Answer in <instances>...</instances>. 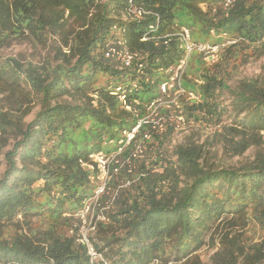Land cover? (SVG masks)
<instances>
[{
  "label": "trees",
  "instance_id": "trees-1",
  "mask_svg": "<svg viewBox=\"0 0 264 264\" xmlns=\"http://www.w3.org/2000/svg\"><path fill=\"white\" fill-rule=\"evenodd\" d=\"M182 26L196 42L225 44L199 76V57L190 55L183 85L200 98L180 96L182 114L216 126L212 136L232 155L255 153L214 167L202 144L167 152L175 122L165 130L143 122L118 171L132 174L142 138L154 161L118 191L110 222H99L91 241L110 264H205L204 246L216 248L210 264H264V73L230 83L264 51V0H0V52L15 39L45 51L38 60L0 53V264H90L68 231L95 190L97 167L81 159L116 149L122 131L148 113L165 70L183 59ZM118 40L142 55V72L106 57L107 42ZM135 78L130 110L116 88Z\"/></svg>",
  "mask_w": 264,
  "mask_h": 264
},
{
  "label": "built area",
  "instance_id": "built-area-1",
  "mask_svg": "<svg viewBox=\"0 0 264 264\" xmlns=\"http://www.w3.org/2000/svg\"><path fill=\"white\" fill-rule=\"evenodd\" d=\"M130 11L137 15H141V12L139 10H136V8L134 7H130ZM176 34L179 36L181 47L184 49L183 59H181L179 63L174 64L165 70L167 78L158 84L159 94L157 95V97L144 103V106L146 107L148 113L143 116L138 121L137 125L132 129L126 128V130L122 131L121 139L118 142L115 154L110 156L107 155V153L104 151H99L95 154L90 155V161L81 159L82 165L87 169L93 170L95 169V166L98 168L97 170H99L100 172L93 177V180L97 177L99 182L96 185L93 194L83 201L81 209L73 214L78 222L69 229V233L76 236L78 242L86 245L87 252L91 257L90 264H110L105 259L103 253L96 250L93 242L91 241L90 235H92V233L97 229V225L99 222L108 221L104 212L96 213V210L97 208H103L102 210L105 209V206H102L101 198L108 194L109 187L107 186V183L108 179L110 178L111 171L117 172L118 170V154L123 152L124 148H126L131 141L136 139V134L143 122L153 124L152 127L157 130L164 129V116L165 119L168 118V116L162 114L161 109L163 107L173 108L174 105H178L176 109L180 108L178 98L186 94H188V98L190 97L192 99H199V96L194 92L190 91L189 93H187L183 85L185 68L188 64L190 55H192L197 50L202 52H211L213 50L216 51L221 45H210L206 42L199 43L194 41L191 35V30L188 27H183L178 32H176ZM105 55L106 57L109 56L119 60L121 63V68H130L134 66L135 68L137 67V73L142 72V55L138 52L130 50L125 45V43H122L120 40L107 42V45L105 47ZM130 84L131 85H129V88L117 87L116 91L120 95V100L123 102V106L127 109L132 110L133 107L127 101L126 92L131 91L133 88H137V78H135V80H131ZM134 102L139 103L137 99H135ZM181 116H183L182 112L178 116L180 120ZM146 137H149V134H146ZM141 152L142 148L138 146L136 151H134L132 154L134 156H137V153ZM114 161L115 163L111 168V163H113Z\"/></svg>",
  "mask_w": 264,
  "mask_h": 264
},
{
  "label": "rangeland",
  "instance_id": "rangeland-1",
  "mask_svg": "<svg viewBox=\"0 0 264 264\" xmlns=\"http://www.w3.org/2000/svg\"><path fill=\"white\" fill-rule=\"evenodd\" d=\"M202 8L204 10L210 9L206 3H202ZM183 27H185V26H182L180 29H182ZM206 43H208L210 45H214V44H212V41H207ZM224 45L225 44H221L219 49L216 51L213 50L211 52H206V51L202 52V51L197 50L192 54V55L197 54V56L199 57V58H197V60H196L197 64L195 65L196 66L195 67L196 73H194V74L196 76H199L202 73L201 68H204L205 65L206 66L213 65L214 63H216L220 59L221 51H222V48ZM41 52L44 54L45 51L39 47L34 46V44L29 42L28 40L27 41H25V40L21 41V40L15 39L12 41V44L9 47H7L6 49H3L2 52H0V53L3 56H15V55H17V56L22 57L23 59L38 60V57H39ZM190 59H191V57L188 60V64L185 68V72H187ZM236 69H237L236 70L237 72L233 75V77L230 80V83L232 85L235 84L237 79H239V78L252 77V76H256L258 74H263L264 73V51L262 53H260L259 51L258 52L256 51L255 53L251 54V56H249V60L246 63H242L241 65H239ZM195 75H191V78L195 77V79H196ZM196 80H198V79H196ZM199 98H200V96H199ZM190 99H192V98H190ZM227 100L228 99H225V101H227ZM174 106H175V108L171 111V115H169V117L166 119L164 116L165 125H164L163 130H165L167 128L168 122H170L169 124H173V122L176 123L174 126V129H173L174 131L171 133L170 138L166 140L165 145L163 146L166 150H168L167 151L168 153L173 150L175 145L180 144V143H188L191 141V142H195L198 144H202L204 152H205L204 153L205 154L204 162L206 164H213L214 167L236 165V164H239V162L244 161L245 159L250 158L254 155V153H255L254 148H250L249 150H247V152L244 155H239V156L232 155L231 151H229L224 146L223 142L221 143V142L217 141L215 139V137L212 136V132L216 129V126L210 125V124H207V125L201 124V123H198L196 121H193L192 119L188 120L186 118V116L183 114H182L183 116H181V120H180L178 118V116L182 112L181 105H180V108H177L180 110L176 109V107H178V105H174ZM38 110H39L38 107H35L34 112L30 115L29 118H27V120L29 121L31 118H33V116L35 115V112ZM173 113H174V115H173ZM145 143L146 142L144 141L143 138L139 139L136 142L135 147L133 148L132 152L136 151V149L139 146L142 148V152L137 153V156L133 155V158H137V160L132 165L133 171L131 172L132 173L131 175L128 174V176H122V174L119 173L120 171H118V170H117V172L111 171L110 178L108 179V183H107L108 184L107 186L109 187L108 194H106V196L101 198L102 206H105V209L102 210L103 208H97L96 213L97 212H104L106 218L108 219L107 215L109 213H112L113 210H115L114 206H116V203L114 200L117 196L118 191L123 187H127L130 183L136 182L139 179V177L141 175H143V171L141 169V164L143 162L146 163V165H151L150 164L151 161H154L153 158L155 157V155L153 154V149L152 148L150 149V147L147 146V143L146 144ZM115 153H116V149L107 153V155L111 156ZM151 156H153V157H151ZM130 157L131 156H129L127 158L126 162H131ZM117 158L119 160L118 168L120 169V167H122L124 164V159L120 155L117 156ZM114 163H115V161L113 163H111V166H110L111 168H112ZM97 172L99 174L100 171L97 170ZM98 182H99V180L96 177V179L93 180L95 187L98 184ZM101 222L108 223V222H110V219H108V221H101ZM68 231H69V229H68ZM94 232H96V230ZM215 250H216V248H214V247H211V246L205 247L204 246L199 251V254H200L202 260L205 262V264H210V262H209L210 256ZM156 264H158V263L156 262Z\"/></svg>",
  "mask_w": 264,
  "mask_h": 264
}]
</instances>
